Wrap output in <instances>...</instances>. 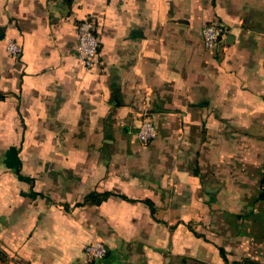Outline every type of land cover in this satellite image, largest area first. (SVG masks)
<instances>
[{
    "label": "crops",
    "instance_id": "1",
    "mask_svg": "<svg viewBox=\"0 0 264 264\" xmlns=\"http://www.w3.org/2000/svg\"><path fill=\"white\" fill-rule=\"evenodd\" d=\"M121 9L0 0V178L18 180L0 185V264H84L96 236L108 248L100 264H264V0ZM84 18L101 40L92 69L77 57ZM211 22L227 32L212 50L202 34ZM142 115L158 129L147 146L133 130ZM32 131L56 163L64 212L31 203L49 197L26 187L30 160L18 147ZM93 192L113 194L78 204ZM111 207L123 210L121 241L74 210Z\"/></svg>",
    "mask_w": 264,
    "mask_h": 264
},
{
    "label": "rangeland",
    "instance_id": "2",
    "mask_svg": "<svg viewBox=\"0 0 264 264\" xmlns=\"http://www.w3.org/2000/svg\"><path fill=\"white\" fill-rule=\"evenodd\" d=\"M115 2L118 3V6H121L123 9V0H115ZM117 9H119V7H117ZM244 26L247 27V19L245 21ZM145 117H149V116L148 115L141 116L142 119ZM133 130H135V132L137 133L138 128L133 129ZM31 139L32 140H31L30 145L24 146L23 141H22L19 146L20 148L18 147L20 154L23 157L25 156L27 158L29 157V160H30L29 162L30 167L27 169H28V173H30L32 178L30 181L26 183V187L27 189L28 187H31L32 190L39 191L42 193H47L46 195L51 197V199L48 197L47 200L45 199L39 200V198L36 199V197H34L35 199H31L32 201L31 203L38 210L40 207H43V206H40V203L44 204L42 201H46L47 202L46 206H48V209H50L53 204H56L55 207H57V209H60L64 212L63 207L65 208V206L63 205V207H60L57 203H65V202L63 200H60V198L58 197L59 195H57L54 192L53 187L54 188L57 187L55 182L54 181L50 182L52 175L53 176L55 175V170H56L55 164L56 163H54V161L44 162L46 156L43 154V152L45 153V151L42 152L43 148L40 147V139L38 136V131H32ZM145 145L147 146L149 145V143H146ZM3 176L4 177L10 176V177H8L6 181H4ZM13 177L14 176L11 173L7 174L6 172L4 173L3 170H1L0 185L4 184V182H6L7 184L10 180L18 181L17 179ZM33 196H36V195H33ZM68 203L71 204L70 201ZM70 209L68 210L69 212L68 214L72 213V215L75 216L74 212H71L72 210L70 211ZM95 209L92 210L90 208L89 209L76 208L74 210L75 212L81 211L83 213V216H81L80 218L83 219L84 222H86L89 219V217H91V219H93L95 229L99 231H105V233L110 234V236L113 237L114 239L121 241V239H123V210H121V207H117L116 210H113L111 207L106 212H103L101 210L98 211ZM96 232L95 234H97ZM92 240H100V239L96 236L95 238H92L90 241ZM88 243H86L85 246ZM84 248H83V252H84ZM242 262L246 263L247 261L243 259Z\"/></svg>",
    "mask_w": 264,
    "mask_h": 264
},
{
    "label": "built area",
    "instance_id": "3",
    "mask_svg": "<svg viewBox=\"0 0 264 264\" xmlns=\"http://www.w3.org/2000/svg\"><path fill=\"white\" fill-rule=\"evenodd\" d=\"M226 33V29L218 23L206 24L202 32L206 48L215 49L225 39ZM77 34V57L85 68L92 69L97 64L101 46L95 22L89 18L80 20L77 23ZM7 50L16 56L22 53V47L12 40L8 42ZM136 134L139 141L146 144L157 137L158 129L150 118L145 117L141 120ZM107 255V246L100 240H92L84 248V264H100Z\"/></svg>",
    "mask_w": 264,
    "mask_h": 264
},
{
    "label": "trees",
    "instance_id": "4",
    "mask_svg": "<svg viewBox=\"0 0 264 264\" xmlns=\"http://www.w3.org/2000/svg\"><path fill=\"white\" fill-rule=\"evenodd\" d=\"M111 194H113V193L105 192V193L101 194L98 192H93V193L88 194L85 197V199L78 204H94V203H97V201H99L100 196H110ZM120 196L122 198H127L125 195H120ZM0 260L1 261H7L8 260L7 252L1 248H0Z\"/></svg>",
    "mask_w": 264,
    "mask_h": 264
},
{
    "label": "water",
    "instance_id": "5",
    "mask_svg": "<svg viewBox=\"0 0 264 264\" xmlns=\"http://www.w3.org/2000/svg\"><path fill=\"white\" fill-rule=\"evenodd\" d=\"M258 31H261L262 33H264V30L263 29H258ZM229 37H233V36L232 35H229Z\"/></svg>",
    "mask_w": 264,
    "mask_h": 264
}]
</instances>
